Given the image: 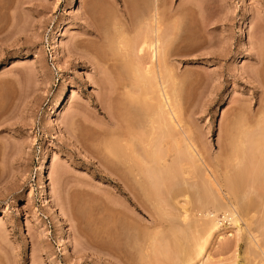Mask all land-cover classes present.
<instances>
[{"label":"rangeland","instance_id":"rangeland-1","mask_svg":"<svg viewBox=\"0 0 264 264\" xmlns=\"http://www.w3.org/2000/svg\"><path fill=\"white\" fill-rule=\"evenodd\" d=\"M152 17L168 37L177 77L168 91L183 126L219 175L237 177V200L226 198L224 181L221 197L238 204L242 220L236 233L216 211L218 234L208 236L204 258L178 263L264 264L248 248L245 227L253 221L255 231L264 214V177L235 167L244 136L264 121V0H0V264H145L153 252L144 234L170 227L173 218H157L140 190L132 196L139 188L109 152L122 141L108 135L116 129L111 117L126 100L124 88L108 90L106 81L127 78L134 66L121 47ZM199 181L174 184L165 198L174 208L183 201L189 221L203 219ZM178 209L167 216L186 218Z\"/></svg>","mask_w":264,"mask_h":264},{"label":"bare ground","instance_id":"bare-ground-1","mask_svg":"<svg viewBox=\"0 0 264 264\" xmlns=\"http://www.w3.org/2000/svg\"><path fill=\"white\" fill-rule=\"evenodd\" d=\"M151 20L153 21L154 18L152 17ZM159 20H160L159 18H158V21L156 19V21H153L154 23L152 21L151 23L148 21L150 23L149 24L150 28H148L149 26L145 27L148 29H143L144 32H142L141 31L142 29H141L140 30L142 33V34L140 33L141 35H137V37L133 36L135 40L132 37L133 38L132 41H130L129 39L127 40L128 41L127 43L125 41V45L127 47H125V45L121 47V49L127 48L125 49L127 53H125V51L123 52L124 54L123 59L127 62V65L129 64L131 66H134L132 67L133 69L130 66L131 73L130 71L127 70V72H129L127 75L128 79L124 78V81L121 80L122 81L121 85L119 81H116V80H114V82L112 81L113 83L111 81H108V79L106 81L108 82L107 83V87H109L108 90L110 89L116 92V90L120 89L121 87L124 88L123 91L122 89H120L122 91L120 92L122 93L121 98L123 97V95H125V97H123L122 99L126 100V103L124 102L125 104L124 103L122 105L120 104L122 106L120 107L122 110V112L120 110V112L122 113L121 116L116 117V114L118 115V113H114L112 115L113 117V118L111 117L112 120L115 118L117 119V123L115 125L116 129L110 131V133L108 134V135L111 134L114 136L118 135L119 138L122 139V141L121 142L120 140L115 141L114 144H116V142L117 144L115 146L111 144L112 145L111 149L108 146L109 144L107 145V147H109L108 149H110L109 152L111 154L113 153V155H115L114 157L119 159V160L116 159V161L117 160L119 161L120 163L119 165L120 166L122 165V168L126 169V170L123 169L124 170L123 173L127 171L126 172L127 174L125 175L128 177L130 176V178H128L130 182L132 181L134 185L137 186V188H139L137 189L136 193H138L140 190L142 193L141 194L142 197L144 195L145 196L144 198L149 201L148 204H150L151 202V208H152L151 211H153L154 215L155 216L157 215V218H159L160 215L161 216L163 215V217L167 218L166 221H169L170 218H173L171 220V225H169L170 227L168 229L166 228L167 229V231L165 230L166 232L155 231L157 233L153 235L150 234V236L149 234L147 235L144 234V239L148 242V244L146 243L145 240L143 243L146 244V247L148 250L150 249L149 251L153 252V254L151 255H153L154 257L152 258L151 255L146 254L145 256L142 255L145 258V259L144 258L142 259H144L145 264H152V262H154V259H156L155 262L157 261L156 264H177L178 261L183 262L186 259L189 260L190 258H192L193 255L195 259L204 258L202 255L204 254L203 251L205 249V242L207 241L208 236L213 235V233L218 234L217 231L219 229L218 228L219 218L215 217L216 211H222L223 218L225 217L224 219H226V221L228 218V221L230 222V224L235 228L236 233L237 231L239 232L241 230L239 222L242 220H240L241 218L238 217V213H237L238 204H236V202L231 203V200H229L231 205L230 206L226 205L222 199L223 197H221L222 188L224 189V186H226L225 184L227 183L228 184L225 188L227 189L225 190L226 191L225 195L227 194L228 196L226 198L231 197L232 199L234 197V195L237 193L235 191L237 188H235V186L232 188L231 184L234 183V180L237 177L234 176L233 178V176L230 175L232 178L231 179L228 173L226 172L223 173L224 176L223 174L222 176L219 175L218 174L219 172L216 171L217 169L214 168L217 166L213 167L212 165H215V164L213 162L210 164V162H208L209 161L208 158H207L208 159L207 161V159L204 157V155L206 154L203 155V153H205L206 151L202 153L204 149H199L198 148L199 146L198 147L196 146L198 143L196 140H192V138H190L191 134L190 136H188V132L187 130H185L183 126V122H182V120L184 121V119H181V116H180L181 115L179 111L180 107L177 108L178 106L176 102H174L173 101L174 99L171 98L170 96L172 93L170 92L171 90L168 91L169 90L168 83L170 80L174 78L173 77L174 74H172L173 72L171 70L172 65L169 63V53H168V48H167L168 47L167 46L168 37L163 35L162 33L163 28H161L162 24H160L161 21L159 22ZM138 29H140V27ZM133 41H135V43ZM117 46L120 47L119 44ZM132 49H135L134 52L136 51V55L137 53H140V54H143L144 56H142V58H139V60H137L138 58H134L135 59V62H134V59H132L133 58L132 56L134 54V52L131 51ZM130 52H133V53H130ZM116 53L118 54V52ZM125 54L126 55L128 54V55L125 56ZM128 56H129V59H128ZM96 57L98 58V55ZM136 57H138V55ZM128 60L129 62L130 61L131 62L129 63ZM96 61L98 60L96 59ZM102 61L104 63V60H100V62ZM115 70H116V67H115ZM105 72L107 73V71ZM110 74L108 73L109 76ZM125 79H127V81ZM115 86H120V87L117 88ZM124 90H126V92H124ZM113 101H116V100H113ZM114 108H115V105H114ZM117 111L119 110H116V112ZM110 116L111 115H109V118ZM261 121L263 120L261 119ZM261 121L258 122L255 126H252L251 131L248 132L249 134H247L248 135L247 137L246 135L244 136V140L242 141V147H241L242 153L240 152L242 156L240 155V157L238 158L239 164L236 163L235 165L237 169L239 165L244 164L242 165L243 167L240 166L241 167L240 172L242 171V173H240L239 175H243V173L247 172V174L249 173L251 177L253 176L252 180H254L256 177L257 178L264 177V123H263L264 121L263 122ZM193 141H196V144ZM239 144H241V142ZM107 147L105 148V150H107ZM200 147L202 146L200 145ZM118 148L120 149V151ZM239 148H237V150ZM120 159H121V162H120ZM233 161H234V158H233ZM245 167L247 168L245 169ZM250 167L252 168L253 171H250L251 170ZM243 168L246 170V172H243L245 171ZM250 172H253V173L251 174ZM114 174L116 175L117 173L114 172ZM125 175H123L122 177L120 175V177L118 178L121 179L122 182H128V179L126 178ZM235 175L237 176L238 173ZM194 179H199L201 181V183L199 184L201 188L199 186L197 187L200 188L199 192L200 194L202 193L203 195L202 194L200 195L198 191L197 193L200 196H202L198 203L200 204L199 205L201 209L200 213H203V215L201 214L200 216L203 219L200 218L201 219L200 220L199 218H197L193 220L191 218L192 221H189L190 217L188 218L187 212H185L186 206L183 201H182V204H179V206L181 207L179 209L181 211L183 210V212L186 213V216H187L186 218L184 214L180 215L181 214L180 212H178V214L177 213L174 214V216L178 215L175 218L173 217V215L167 216L169 215L168 211L171 210L172 212V210L178 209L176 208L178 206L177 203H176L177 206L174 205L175 208L172 207L171 205L168 206L167 204H165L166 203L165 198L167 197L169 192H171L170 189L172 188V186L174 184L178 185L179 183L180 185L182 184L186 186L187 184L186 181L192 180V183H194ZM223 181L225 182V184L223 183ZM255 181H258V180H255ZM133 183H130V184L132 185ZM130 187H132V189L136 188V187H133V185ZM200 190L201 191L203 190V191L201 192ZM130 191L134 193V194L131 193L132 196L133 195H135L136 197L140 196L139 193L138 194L135 193L134 189ZM234 199L236 198L234 197ZM166 207H170V208L172 207V208L170 209ZM179 209L178 211H180ZM207 209H210V210L208 211ZM166 210H167V213L165 212ZM164 212L166 213L165 215H164ZM171 214H173V212ZM208 215L209 216L212 215L210 219ZM262 216L264 217V214H262ZM262 216L260 217V219L262 218ZM260 219H259V223L257 222L255 231H252L249 229L250 225L254 226L252 224L253 221L252 222L248 221V224H246L247 223L246 222L245 227L248 228L246 232H248L247 245L249 244L248 245L249 247L248 246L247 247L252 251L251 253H255V255L261 254L262 256L264 255V248H263L264 238H262L261 233L264 229V218L262 219V221ZM169 224H170V221H169ZM155 225H158V224L155 223L154 227ZM192 239L195 241L192 242L191 241ZM100 240H103V239H100ZM203 240L205 241L203 242ZM189 242H192L194 244H192V246L191 245L189 246L190 244ZM108 246H111V245L108 244ZM111 248L112 246L108 249H111ZM180 255L183 256L182 259L179 258ZM160 260L162 261V263ZM197 260L199 263L200 259H197Z\"/></svg>","mask_w":264,"mask_h":264}]
</instances>
